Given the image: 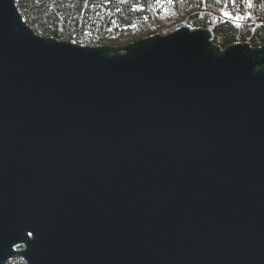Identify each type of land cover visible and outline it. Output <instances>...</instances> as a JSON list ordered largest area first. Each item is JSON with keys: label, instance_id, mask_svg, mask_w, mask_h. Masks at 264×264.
Returning <instances> with one entry per match:
<instances>
[{"label": "water", "instance_id": "water-1", "mask_svg": "<svg viewBox=\"0 0 264 264\" xmlns=\"http://www.w3.org/2000/svg\"><path fill=\"white\" fill-rule=\"evenodd\" d=\"M0 0V264H264V45L182 26L38 35Z\"/></svg>", "mask_w": 264, "mask_h": 264}, {"label": "trees", "instance_id": "trees-1", "mask_svg": "<svg viewBox=\"0 0 264 264\" xmlns=\"http://www.w3.org/2000/svg\"><path fill=\"white\" fill-rule=\"evenodd\" d=\"M17 7L38 35L86 47L122 46L182 26L210 29L221 49L264 45V0H18Z\"/></svg>", "mask_w": 264, "mask_h": 264}, {"label": "rangeland", "instance_id": "rangeland-1", "mask_svg": "<svg viewBox=\"0 0 264 264\" xmlns=\"http://www.w3.org/2000/svg\"><path fill=\"white\" fill-rule=\"evenodd\" d=\"M180 28V27H179ZM178 29V28H177ZM176 30V29H175ZM175 30H172V31H170V32H168V33H166V34H169V33H171V32H173V31H175ZM156 34H160V35H166V34H162V33H160V32H158V33H156ZM91 47H97V46H91ZM11 261H16V263H13V264H23V262L21 261V260H19V259H14V260H11ZM8 263H10V261L8 262ZM7 263V264H8Z\"/></svg>", "mask_w": 264, "mask_h": 264}, {"label": "snow or ice", "instance_id": "snow-or-ice-1", "mask_svg": "<svg viewBox=\"0 0 264 264\" xmlns=\"http://www.w3.org/2000/svg\"><path fill=\"white\" fill-rule=\"evenodd\" d=\"M225 15H227V13H225Z\"/></svg>", "mask_w": 264, "mask_h": 264}, {"label": "bare ground", "instance_id": "bare-ground-1", "mask_svg": "<svg viewBox=\"0 0 264 264\" xmlns=\"http://www.w3.org/2000/svg\"><path fill=\"white\" fill-rule=\"evenodd\" d=\"M132 43V42H131Z\"/></svg>", "mask_w": 264, "mask_h": 264}]
</instances>
